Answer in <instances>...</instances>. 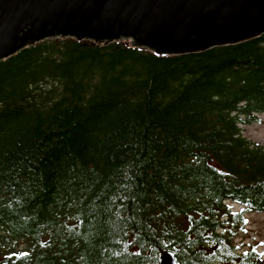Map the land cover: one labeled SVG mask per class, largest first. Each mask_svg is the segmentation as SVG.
Masks as SVG:
<instances>
[{"label": "trees", "instance_id": "16d2710c", "mask_svg": "<svg viewBox=\"0 0 264 264\" xmlns=\"http://www.w3.org/2000/svg\"><path fill=\"white\" fill-rule=\"evenodd\" d=\"M261 111L264 34L173 56L68 37L1 60L0 264H263L223 203L264 211V145L238 127Z\"/></svg>", "mask_w": 264, "mask_h": 264}, {"label": "water", "instance_id": "95a60500", "mask_svg": "<svg viewBox=\"0 0 264 264\" xmlns=\"http://www.w3.org/2000/svg\"><path fill=\"white\" fill-rule=\"evenodd\" d=\"M264 33V0H0V58L38 40L131 39L160 56ZM161 264H176L164 252Z\"/></svg>", "mask_w": 264, "mask_h": 264}, {"label": "rangeland", "instance_id": "374dc122", "mask_svg": "<svg viewBox=\"0 0 264 264\" xmlns=\"http://www.w3.org/2000/svg\"><path fill=\"white\" fill-rule=\"evenodd\" d=\"M60 39L63 38L60 37ZM256 116L259 119L257 122L239 123L240 133L248 140L254 143L262 144L264 143V112L257 113ZM233 208L238 210L241 208V206L234 203ZM247 221L248 223L244 227L247 229V231H239L237 242L241 247H244L248 244H255L259 251L264 253V243H262L264 242V212L247 213ZM20 244H22V242H20Z\"/></svg>", "mask_w": 264, "mask_h": 264}, {"label": "snow or ice", "instance_id": "6c2138e0", "mask_svg": "<svg viewBox=\"0 0 264 264\" xmlns=\"http://www.w3.org/2000/svg\"><path fill=\"white\" fill-rule=\"evenodd\" d=\"M223 175H227V173H222ZM232 204H226V208L228 209V212H225V216H227L228 215V213L230 212L231 213V215H232V217H239V216H241V214L244 212V208H241V209H239V211H232ZM192 220V217H189V221H191ZM234 222V221H233ZM243 223L244 224H247L248 223V221H247V219H244L243 220ZM242 231H247V229L246 228H244V229H242ZM215 241H213V243H214ZM262 243H264V242H262ZM239 245H237V247H238ZM253 251H255V249H253ZM22 255H27V253H22ZM245 255H247V253H245ZM260 255L261 256H264V253H260Z\"/></svg>", "mask_w": 264, "mask_h": 264}, {"label": "bare ground", "instance_id": "6f19581e", "mask_svg": "<svg viewBox=\"0 0 264 264\" xmlns=\"http://www.w3.org/2000/svg\"><path fill=\"white\" fill-rule=\"evenodd\" d=\"M264 34V33H263ZM60 37H62V38H67V37H69V36H60ZM60 37H55V38H51L52 40L53 39H60ZM250 39H253V38H250ZM250 39H246V40H244V41H247V40H250ZM77 41H83V40H85V41H91V42H93L91 39H76ZM39 41H41V40H38V41H36V42H34V43H37V42H39ZM244 41H241V42H244ZM33 43V44H34ZM108 43H111V42H107L106 44H108ZM30 45H32V44H30ZM27 46H29V45H27ZM220 46H226V45H217V46H212L211 48H213V47H220ZM26 47V46H25ZM25 47H23V48H25ZM23 48H21V49H23ZM138 48H144V47H138ZM21 49H19V50H21ZM146 49V48H145ZM18 50V51H19ZM146 50H148V49H146ZM18 51H15V52H12V54H7V55H4L3 57H1L0 58V61L1 60H3V59H5V58H8L9 56H11V55H13V54H15L16 52H18ZM148 51H150V52H152V53H154L153 51H151V50H148ZM155 54V53H154ZM182 54H188V52H186V53H182ZM157 55V54H156ZM163 56H173V54H167V55H163Z\"/></svg>", "mask_w": 264, "mask_h": 264}]
</instances>
